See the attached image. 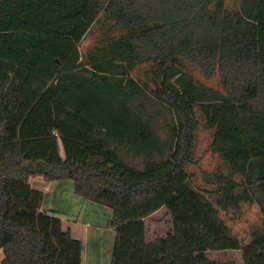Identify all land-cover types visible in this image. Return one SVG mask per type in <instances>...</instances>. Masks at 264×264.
<instances>
[{
    "label": "trees",
    "instance_id": "obj_1",
    "mask_svg": "<svg viewBox=\"0 0 264 264\" xmlns=\"http://www.w3.org/2000/svg\"><path fill=\"white\" fill-rule=\"evenodd\" d=\"M101 14L121 36L84 59ZM134 63L152 64L154 88ZM200 118L230 171L203 176L213 190L188 171ZM36 176L72 180L76 196L112 210V264H216L207 251L264 264V0L238 11L224 0H0L1 264H82V242L42 211ZM244 204L262 215L247 243L222 217ZM163 209L172 232L148 242L145 220Z\"/></svg>",
    "mask_w": 264,
    "mask_h": 264
},
{
    "label": "rangeland",
    "instance_id": "obj_2",
    "mask_svg": "<svg viewBox=\"0 0 264 264\" xmlns=\"http://www.w3.org/2000/svg\"><path fill=\"white\" fill-rule=\"evenodd\" d=\"M256 0H224L227 9L232 11H238L242 8L253 7ZM121 32L113 25V22L106 18L104 14H101L98 21L91 28L90 32L86 35L80 45V52L84 59H87L90 53H94L98 48L106 47L109 41L113 38H119ZM151 63L144 64H132L131 75L141 85L148 84L154 88L155 83L151 77ZM191 74L194 79L209 88L221 91V85L218 77H214L211 80H206L204 76L198 70H192ZM156 104L149 103V109H156ZM159 109V107H158ZM164 112V111H162ZM165 113V112H164ZM169 116H162L160 123L163 126L166 125V121H170ZM201 125L196 133L195 141V156L194 163L189 167L188 171L192 175L191 182L194 187L199 190H213V186L206 183L203 179L204 175H211L222 173L227 175L230 173L229 169L225 166L223 161L210 150V146L213 139V131L208 129L204 124V121L200 118ZM163 138L166 135L162 133ZM133 166L141 169V162L129 161ZM67 182H72L69 180ZM106 210V211H104ZM113 212L111 209L102 207L95 203L89 202L86 210L81 214V220L89 221L97 228H92L91 242H89V250L93 255H97L100 261L105 260L106 250L110 247V238L107 237L110 230L108 227L113 220ZM226 222L229 226H232V231L244 242L249 241L251 231L260 226L262 223V215L260 214L259 207L257 205H243L240 211L228 212ZM234 216L235 222L231 223V216ZM148 223V236L149 239L166 238L172 232V221L168 211L163 209L155 214L151 219L147 220ZM231 223V224H230ZM109 229V230H108ZM98 230L99 232H95ZM100 232L103 237H100ZM99 261V260H98ZM98 261H95L96 264Z\"/></svg>",
    "mask_w": 264,
    "mask_h": 264
},
{
    "label": "crops",
    "instance_id": "obj_3",
    "mask_svg": "<svg viewBox=\"0 0 264 264\" xmlns=\"http://www.w3.org/2000/svg\"><path fill=\"white\" fill-rule=\"evenodd\" d=\"M61 155L64 156L63 148L60 149ZM68 180L53 181L48 182L42 176L32 177L30 179L31 187L35 190L41 191L44 193V201L42 204V211L51 213L61 219L64 231L70 232L74 239H77L82 242L83 252H82V264H96L95 261H98L97 264H112L113 259V249L116 240V233L111 225L108 227L110 230L106 233H109L107 237L110 238V247L106 250L105 260L100 261V258L97 255H93L89 250V242H91V232L92 228H97L95 225H92L89 221L81 220V214L86 210L89 201H86L74 193V182H67ZM248 205V204H244ZM252 206V205H249ZM106 211V210H104ZM107 212V211H106ZM158 213V212H157ZM156 213V214H157ZM113 215V213L111 214ZM155 215V214H154ZM152 215L150 219L154 216ZM227 212L222 211V217L226 220ZM231 216L230 222L234 223L236 220L234 216ZM148 219L145 220L146 223ZM230 223V224H231ZM229 226V225H228ZM232 228V226H229ZM99 232L98 230H94ZM251 234V233H250ZM104 234L100 237H103ZM148 242H152L153 239H149L147 232ZM247 243V242H246ZM206 260L212 263H222L226 261L235 262L236 264H243L241 259V251H207L205 253ZM4 258V253L0 250V264Z\"/></svg>",
    "mask_w": 264,
    "mask_h": 264
}]
</instances>
